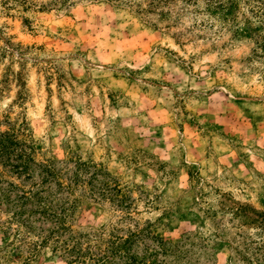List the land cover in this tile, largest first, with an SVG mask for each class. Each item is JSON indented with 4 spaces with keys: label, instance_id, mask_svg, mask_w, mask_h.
Segmentation results:
<instances>
[{
    "label": "rangeland",
    "instance_id": "1",
    "mask_svg": "<svg viewBox=\"0 0 264 264\" xmlns=\"http://www.w3.org/2000/svg\"><path fill=\"white\" fill-rule=\"evenodd\" d=\"M29 1L0 8V130L64 179L89 165L72 228L137 233L143 264H264V49L183 0ZM0 264L23 259L0 241Z\"/></svg>",
    "mask_w": 264,
    "mask_h": 264
},
{
    "label": "trees",
    "instance_id": "2",
    "mask_svg": "<svg viewBox=\"0 0 264 264\" xmlns=\"http://www.w3.org/2000/svg\"><path fill=\"white\" fill-rule=\"evenodd\" d=\"M163 1L167 0H154L151 3ZM183 1L186 5L184 10L189 5L196 6L193 12L200 9L208 21L219 20L234 34L246 36L257 47L264 49V0ZM32 6L29 0H0L1 10L7 13L11 10L26 11ZM40 7L45 8V5ZM16 131L13 128L0 130V165L5 168L9 166L11 169L8 171L18 178L38 177L39 182L27 187L17 185L5 179V173L0 171V208L7 214L0 221V241L8 243L15 257H21L23 264H29L47 249L52 256L62 258L67 264H143L128 247L137 233L106 241L100 249L99 244L104 243L103 237L96 234L91 236L72 228L73 215L79 205L76 198L69 199V196L78 184L84 182L82 173L89 170V165L79 161L74 170L68 168L71 173L64 179L63 175L68 172L63 174L52 161L36 162L27 153V146L18 138ZM99 171L95 169L89 180L95 181ZM63 192L67 194L64 201L58 197ZM36 219L49 221L50 225L36 226ZM93 247L98 251H94Z\"/></svg>",
    "mask_w": 264,
    "mask_h": 264
}]
</instances>
